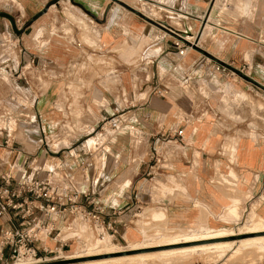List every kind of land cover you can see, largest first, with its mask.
<instances>
[{
    "label": "crops",
    "instance_id": "obj_1",
    "mask_svg": "<svg viewBox=\"0 0 264 264\" xmlns=\"http://www.w3.org/2000/svg\"><path fill=\"white\" fill-rule=\"evenodd\" d=\"M117 3L135 9L121 0H0V174L10 173L16 185L33 176L37 167L36 177L48 175L56 187L88 189L109 211L121 210L118 236L122 223L137 209H145L152 219L165 217L167 227L175 230H216L254 215L264 221V98L244 83L222 82L221 72L201 59L207 56L225 63L229 59L227 35L221 36L220 47L213 41L209 49L197 46L185 57L172 52L170 40L165 38L160 51H155L153 73H148L146 64L141 67L138 88L131 71L125 74L123 84L111 88L105 97L96 86L75 103L71 98L65 101V113L57 110L63 84L54 77L44 83L39 74L67 71L79 53L65 34L56 32L62 23L54 8L75 9L99 28L100 38L110 44L123 33L130 41L134 35L149 38L143 32L144 21L122 12ZM209 3L207 0L204 7L164 4L162 8L176 16H190L194 25L200 22L197 16L205 14L208 19L212 15ZM135 10L150 23H167ZM183 28V33L191 34L187 26ZM235 91L242 92V97ZM70 103L76 104L72 112ZM115 108L122 127L113 131L117 133L107 146L99 145L94 155L88 149L91 167L85 181L75 159L61 153L76 152L83 158L82 137L111 117ZM238 117L243 121L241 127ZM65 119L88 122L85 125L92 130L85 133V125L77 132L66 129V143L62 140L64 143L55 147L52 137L59 132V121ZM5 132L7 146L3 145ZM51 160L63 167L53 169ZM151 184L157 185L155 192H151Z\"/></svg>",
    "mask_w": 264,
    "mask_h": 264
},
{
    "label": "rangeland",
    "instance_id": "obj_2",
    "mask_svg": "<svg viewBox=\"0 0 264 264\" xmlns=\"http://www.w3.org/2000/svg\"><path fill=\"white\" fill-rule=\"evenodd\" d=\"M121 1L133 6L135 9L155 21H166L167 23L164 26L168 30L182 37L186 35L185 37L187 41L194 42L197 46L203 49H209L213 41H217V46L220 47L222 43L220 39L221 36L227 35L229 37L227 49L229 59L225 60L226 57L217 56L223 59L225 58V63H221L225 66V72H221L223 79L221 78L220 80L222 82L223 80L224 82H229L231 85H235L238 82L244 83L253 89L256 95L264 98V0H210L209 6L213 5L212 15H210L208 19L205 17L202 22L194 25L191 24V20L189 18L190 16H176L173 12L166 11L165 8H162V5L170 4L174 6L182 3L185 6L201 5L204 7L206 6L207 0ZM117 7L122 12L124 11V13H128V15L133 13L131 10L121 6L119 3H117ZM54 10L62 23L60 24L61 26H57L55 29L56 32L58 33V31H61V33L65 34L64 36L70 39L78 48L79 53L77 58L69 64V69L67 71L61 73H46L47 75L45 74V76L42 73L39 74V79L44 83L45 81H48L46 79L54 77V80L63 84V87H61V91L58 95V101L55 105L57 110L62 113L66 112L65 101L67 102L69 98H71L72 103H75L77 99L84 95L85 91H88L89 89L94 90L96 86L101 89V92L103 93L102 96L105 97V94L110 92L111 88L114 89L115 87H119L123 84L125 74H128V72L131 71L133 73L134 86L135 88H138L137 82L139 81V77L142 72L141 67L146 64V68L149 70L148 73H153L155 65L157 64V55L155 54V51H160L159 49L162 48L165 38L170 40L171 47H168L172 52L178 53V47L175 43L182 45L181 41H183V44H186V41L179 39L164 28L152 22H148V20L145 21L143 17L136 13L133 14L137 17V19L141 22L144 21L146 27L143 32L145 35L148 34L149 38L146 37V40H144L141 36H139L140 38H137L135 37L136 35H134V39L130 41L125 38V34L123 33V38H121L122 36L120 35L119 38H117V41L110 44L109 41H104L100 38L99 28L95 27L94 24L88 22L76 13L75 9L69 8L68 6H62L61 8H54ZM71 16H74L75 19ZM182 18L185 19L182 20ZM79 21L81 22L80 24H78ZM72 26H75L76 29L74 27L72 28ZM184 26H187L191 34L183 33ZM157 37H161V40ZM185 48L187 50L185 54L186 56L189 52H192L193 49H195V47H192V49L188 47ZM145 50H147V52H145ZM185 55H179V57H185ZM201 59L203 64L215 63L212 57L201 56ZM99 88L96 89L99 90ZM44 89L45 87L43 90ZM237 90H239V88ZM202 92L203 95H205V91L202 90ZM249 93L250 92H248V94ZM248 94H246V97L249 96ZM225 96V99L227 100L228 95ZM236 96L242 97V92L239 91ZM72 103L69 104V111L71 112L76 108V104ZM102 104L105 105L104 102H102ZM262 107L264 108V105ZM239 120L240 119L238 117L237 121H235L238 123ZM85 123L88 124V122L80 121L79 119H71L69 121L65 119L64 121H59V132L52 137V143L55 147L60 143H64L65 137L63 132L66 129L77 132L76 130L83 127ZM71 125H73V128ZM237 125L241 127V125H243V121H239ZM86 126H88V129L85 130V133H88L92 130V128L90 125H85L84 127ZM101 126L102 124L86 137H82L80 141V143L84 142V145L90 149L93 155L94 151L97 152V147L99 145L106 147L107 141L111 138V136L117 133L113 131L110 132L108 126L106 125L104 126V130H102ZM62 140L64 142H61ZM58 154L59 153H57V155ZM54 163L58 164V161L51 160L50 164ZM149 187L151 192H155L157 190L156 184H151ZM256 217L257 216L255 215L251 217L249 216L248 219V216H246L238 221L237 224L230 225L231 227H221L230 229V232L226 233L230 234V236L227 235V237L222 239L182 244L177 243L176 245H159L166 242L163 241L165 237L163 238L162 235L174 236L180 234H192L201 231H208L210 229L199 228V231L171 229L167 227L165 217L161 220H159V218L152 219L148 216V214H146L145 209L143 211L137 209L135 211V216L130 217L124 227H120L121 236L112 235L110 232L104 233V235H107L110 238L108 244L113 243L116 248L112 249L115 250V253L101 256L124 257L133 254L156 253L113 264H191L192 261H209L215 264H221L222 262H227V264H261L264 263L263 243L240 244L241 241L249 237L264 235V232L252 234L246 233L248 228L253 225L254 220L252 219H255ZM83 226L84 228L80 226L83 232H81L77 226L75 227L76 232L79 230L78 232H80V235L82 233L84 238L83 235H77L79 233L75 232L74 227L72 229L73 232L72 230L70 231L75 233L77 238H75V236L70 240V247L68 248V251L64 253L67 257L72 254L76 255L78 252L84 253L89 251L90 253H95L104 249L101 245L104 246L105 244H97L94 247L84 246L83 243H86L87 239H90V236L91 238H101L104 235L97 236L91 231L89 226ZM63 230L64 229H62V231ZM123 231H126L127 233L124 234ZM85 235H87V237ZM84 239H86V242H84ZM215 240L230 242L231 247L224 249L221 252H215L213 249L209 251L194 250L189 253L172 252V250L177 249L178 247H188L200 243L213 242ZM136 243L142 244L138 245L142 248L146 246L157 247H148L145 249L139 248L131 251H119L123 249L127 250L130 247V244ZM231 255H233V258Z\"/></svg>",
    "mask_w": 264,
    "mask_h": 264
},
{
    "label": "built area",
    "instance_id": "obj_3",
    "mask_svg": "<svg viewBox=\"0 0 264 264\" xmlns=\"http://www.w3.org/2000/svg\"><path fill=\"white\" fill-rule=\"evenodd\" d=\"M204 18L205 14L197 16L200 22ZM159 26L186 41V44L181 41L182 45L175 43L179 55H185V47H197L196 43L187 41L186 35L182 37L162 24ZM213 65L216 71L225 72L223 64L215 62ZM121 123L119 110L115 108L113 115L102 123L101 129L104 130L106 125L112 132L119 129ZM2 135L0 129V137ZM177 136L182 137V130L177 131ZM4 137L3 145L7 146V132ZM84 147L86 151L81 149V159L76 152L67 151L61 154L64 158L73 157L76 169L83 173L84 180L88 181L87 172L91 167V158L87 153L89 148ZM51 167L58 169L63 166L58 162L51 164ZM39 169L34 167L35 174L22 178L16 185H13L10 173L0 174V219L3 220L0 227V264H48L51 261L66 259L64 253L70 247V240L76 236L75 233L72 237L66 234L75 226L79 229L80 226L87 225L97 236L109 232L117 235L116 224L121 210L112 208L109 211L88 189L56 187L48 175L37 178ZM125 225L126 223H122L123 227Z\"/></svg>",
    "mask_w": 264,
    "mask_h": 264
},
{
    "label": "bare ground",
    "instance_id": "obj_4",
    "mask_svg": "<svg viewBox=\"0 0 264 264\" xmlns=\"http://www.w3.org/2000/svg\"><path fill=\"white\" fill-rule=\"evenodd\" d=\"M88 57H90V56H88ZM252 220H254L253 225H252V227H249V228L247 227L248 230L246 229L247 230L246 233H251L252 234V233L264 232V221L261 218H259V217H256L255 219H252ZM81 227L84 228V226H81ZM74 228H75V232H76V227H74ZM79 229L81 230V228H79ZM213 229H210L208 231H201V232H198V233H192V234H180V235H174V236L162 235L163 238L165 237V239H163V241H166V242L163 243V244H159V245H172V244L176 245L177 243L182 244V243L208 241V240L224 238V237H227V235H230V234H226V233L230 232L229 228L228 229L227 228H221V229H216V230L215 229L213 230ZM78 231L76 233H79V234H77L79 236L80 232H78ZM72 232H73V230H72ZM72 232H69L66 235H69L70 237H72V236H74ZM81 232H83V230ZM126 233L127 232L125 231V234ZM82 235L83 234L81 233L80 236H82ZM85 236L87 237V235H85ZM75 238H77V236ZM83 238H84V235H83ZM89 238L90 239H87V242L85 241L86 239H84V242H86V243H83L84 246L94 247L97 244H105L104 246L101 245V247H103L104 249L101 250V251L99 250L98 252H95V253H90L89 251H87V252H84V253L83 252H78L76 255L72 254V255H70L68 257L65 256L66 259H80V260H78L76 262H72V263H69V264H102V263H104V264H106V263L113 264V263H117V262H120V261H125V260L127 261V260H130L132 258H136V257H145V256L156 254V253H148V254H133V255L124 256V257H113V256L102 257L101 255L115 253V250H112L113 248H116L114 246V244L113 243L108 244V242L110 241V238L107 235H104L101 238H91V236ZM255 243H257V244L258 243H260V244L263 243L264 244V235H257V236L249 237V238L244 239L243 241L240 242L241 245H243V244H255ZM138 245H142V244H140V243H138V244L137 243L136 244H130L129 245L130 247L127 250L123 249V250H119V251H131V250H134V249L137 250L139 248H142L141 246H138ZM148 247H157V246H146V247H143V248L145 249V248H148ZM158 247H160V246H158ZM229 247H231V243L230 242H227V241L226 242H222V241L215 240L213 242L200 243V244L191 245V246H188V247L187 246L181 247V248L178 247L177 249L172 250V252H176V253H187L188 252L189 253V252L194 251V250H207V251H209L211 249H213L215 252L216 251L217 252H221L222 250L227 249ZM253 247H254V245H253ZM231 256L233 258V255H231ZM235 261H236V259H235Z\"/></svg>",
    "mask_w": 264,
    "mask_h": 264
},
{
    "label": "water",
    "instance_id": "obj_5",
    "mask_svg": "<svg viewBox=\"0 0 264 264\" xmlns=\"http://www.w3.org/2000/svg\"><path fill=\"white\" fill-rule=\"evenodd\" d=\"M123 4L124 6H126L129 10H131L133 13H136L138 15H140L141 17H143L144 19L148 20V21H151L150 19H148L147 17L143 16L142 14H140L138 11H136L135 9H133L132 7H129L128 5L124 4V3H121ZM218 63H220L219 61H217ZM222 239V238H220ZM220 241V240H218ZM80 259H61V260H57V261H53L51 263H48V264H67V263H72V262H76Z\"/></svg>",
    "mask_w": 264,
    "mask_h": 264
}]
</instances>
